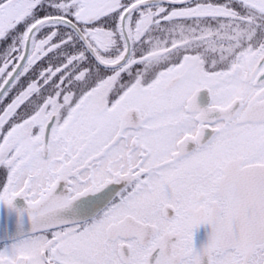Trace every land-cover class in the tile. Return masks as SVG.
<instances>
[{"label":"snow or ice","instance_id":"snow-or-ice-1","mask_svg":"<svg viewBox=\"0 0 264 264\" xmlns=\"http://www.w3.org/2000/svg\"><path fill=\"white\" fill-rule=\"evenodd\" d=\"M0 205V264H264V0H0Z\"/></svg>","mask_w":264,"mask_h":264},{"label":"flooded vegetation","instance_id":"flooded-vegetation-1","mask_svg":"<svg viewBox=\"0 0 264 264\" xmlns=\"http://www.w3.org/2000/svg\"><path fill=\"white\" fill-rule=\"evenodd\" d=\"M177 32L180 31V29H176ZM228 43L227 40H224V39H218L216 41V45L217 47H224L226 44ZM207 46V45H206ZM178 94H186V90H178ZM198 103L202 106V107H206L209 103H210V98L208 97L207 93L206 92H202L199 96H198ZM211 133H206V136H205V139H207L208 137H210ZM195 148V145L194 144H189L188 145V150L189 151H192L193 149ZM17 199H20L23 201L22 198H17ZM24 202V201H23ZM25 204V202H24ZM25 207H26V204H25ZM85 208V202L81 201V202H78L76 205H74V208H73V212H75L76 214H79L81 216L84 215V210ZM92 211H95V209H93ZM73 212H69L68 215H72ZM90 214V213H89ZM20 225L23 226V227H29L30 224L27 220V216L25 215L22 219H21V222H20ZM210 231V229H208L207 226H201L195 233V244L197 247H199L200 245H202L203 243L206 242L207 240V235H208V232Z\"/></svg>","mask_w":264,"mask_h":264},{"label":"water","instance_id":"water-1","mask_svg":"<svg viewBox=\"0 0 264 264\" xmlns=\"http://www.w3.org/2000/svg\"><path fill=\"white\" fill-rule=\"evenodd\" d=\"M16 207L23 208L25 204L22 200L15 201ZM22 218H18L16 213L10 211L7 207L0 210V239L6 237H14L22 231H27L30 227H23L20 225Z\"/></svg>","mask_w":264,"mask_h":264},{"label":"rangeland","instance_id":"rangeland-1","mask_svg":"<svg viewBox=\"0 0 264 264\" xmlns=\"http://www.w3.org/2000/svg\"><path fill=\"white\" fill-rule=\"evenodd\" d=\"M5 206H3V205H0V210L2 209V208H4Z\"/></svg>","mask_w":264,"mask_h":264}]
</instances>
